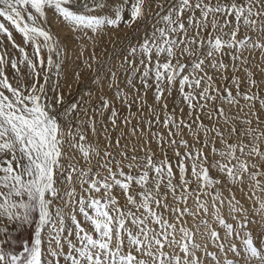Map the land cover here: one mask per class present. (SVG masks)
Instances as JSON below:
<instances>
[{"label": "snow or ice", "instance_id": "1", "mask_svg": "<svg viewBox=\"0 0 264 264\" xmlns=\"http://www.w3.org/2000/svg\"><path fill=\"white\" fill-rule=\"evenodd\" d=\"M49 14L93 64L97 37L139 33L92 115L65 103ZM258 89L264 0H0V264H264Z\"/></svg>", "mask_w": 264, "mask_h": 264}, {"label": "rangeland", "instance_id": "2", "mask_svg": "<svg viewBox=\"0 0 264 264\" xmlns=\"http://www.w3.org/2000/svg\"><path fill=\"white\" fill-rule=\"evenodd\" d=\"M146 9H147V5H146ZM153 9H154V4H153ZM145 14L148 15L147 10ZM48 26L52 31V33L54 34V36H56L59 40H61L63 42V46H66L68 49V57L67 60L65 61L64 74L61 79V85L63 87L64 95L67 98L65 103H67L68 100H73V99L79 100L81 98H84L86 102L84 107L88 110V115H92L93 113L98 111L99 106L101 104V97H106L111 101L113 100L115 95V89L114 88L110 89L108 87L109 82H111V73L108 71V69L113 68V70H116L119 66L120 60L114 59L112 63L109 64L107 63L109 57L113 56L114 51L115 52L120 51L121 48H123L127 43H135L136 38L139 37V33H134L131 29L122 26L121 29L118 31L110 30L109 32L103 35V38L97 37L95 44L96 63L102 61L101 65L103 66V71L92 72V77L87 81V83L83 85V83L79 82L80 79L79 81L76 80L75 73L80 72L81 73L80 77H81L84 76L87 71H89V69L84 64V61L88 60L89 58L88 54H91V56L93 55V46H91L92 49H90V47L87 46L88 43L87 41H84V44H82L80 42V39L68 29V27L62 22V20L54 18L52 14H49ZM135 27L136 25H133V28ZM142 32H143V28L140 29V33ZM16 39L17 42L19 43L20 38L18 35L16 36ZM4 43L7 44L6 38L4 39ZM102 47H104V49ZM82 48H84L83 56L80 55ZM8 51L13 56L17 55L15 50L11 49L10 45H8ZM96 63L95 64L92 63V67L97 65ZM229 75H231V73H229ZM119 86L121 88L124 87V79L122 72L120 73L119 76ZM258 90H261L262 94H264V89H258ZM87 93L91 94V99L88 98ZM149 97H150L149 103H152L151 93H149ZM115 107L120 110L121 119L124 116H130L136 112L135 107L129 110L127 108H121L119 103H116ZM97 120L99 121V117H97ZM135 122L136 121L134 119L132 123L134 124ZM82 124L85 125L87 124L86 118H82ZM113 133L118 135L119 129L115 130ZM112 136L114 137V135ZM129 146L131 147V144ZM153 148H155V145H153ZM236 195L237 198L240 197L239 192H237ZM253 219L256 222L250 223L249 227L254 230V235L256 233L264 232V220H261L260 217L258 216L250 217V221ZM228 222L231 223L232 221L230 220ZM191 223L192 222L189 221V224ZM221 234L223 235V232H221ZM197 239H199V237H197Z\"/></svg>", "mask_w": 264, "mask_h": 264}, {"label": "bare ground", "instance_id": "3", "mask_svg": "<svg viewBox=\"0 0 264 264\" xmlns=\"http://www.w3.org/2000/svg\"><path fill=\"white\" fill-rule=\"evenodd\" d=\"M137 39H138V37L136 38V40L135 41H137ZM87 46H89L90 47V49H92V47L91 46H93L91 43H87ZM103 49H104V47H102ZM90 51H92V50H90ZM88 63L89 64H92V60H91V54H88ZM101 62L102 61H100V62H97L96 64L98 65V64H100L101 65ZM97 65H95V66H93L92 68L93 69H96V67H97ZM253 71L255 72L256 71V75L254 76V78L256 79V80H260L261 79V76H260V73H259V71L257 70V69H253ZM92 72H94V71H87L86 73H85V75L84 76H81L80 77V83H83V85L85 84V83H87V81L92 77ZM96 72V71H95ZM107 74V73H106ZM102 75H104V74H102ZM110 131H111V129H110ZM113 135H114V137L116 136V134H114L113 133ZM113 136H112V138H113V140L115 139ZM91 139H93V140H95V137H90ZM102 143H103V141H102ZM155 149V148H154ZM224 215L227 217L228 216V210H227V207H225V210H224ZM231 219H229L228 221H230ZM189 226H191V224H189ZM194 231H195V229H193ZM200 231L202 232L203 231V229H200Z\"/></svg>", "mask_w": 264, "mask_h": 264}]
</instances>
